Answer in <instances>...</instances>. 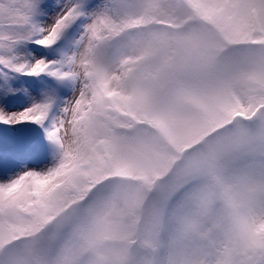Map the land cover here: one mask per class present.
<instances>
[{
  "label": "snow or ice",
  "instance_id": "6c2138e0",
  "mask_svg": "<svg viewBox=\"0 0 264 264\" xmlns=\"http://www.w3.org/2000/svg\"><path fill=\"white\" fill-rule=\"evenodd\" d=\"M0 264H264V0H0Z\"/></svg>",
  "mask_w": 264,
  "mask_h": 264
}]
</instances>
